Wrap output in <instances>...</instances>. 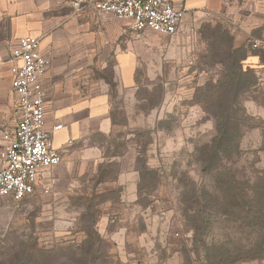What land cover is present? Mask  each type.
Instances as JSON below:
<instances>
[{"label": "rangeland", "instance_id": "obj_1", "mask_svg": "<svg viewBox=\"0 0 264 264\" xmlns=\"http://www.w3.org/2000/svg\"><path fill=\"white\" fill-rule=\"evenodd\" d=\"M247 9L227 0L188 19L183 34L137 33L152 51L137 63L134 98L111 86V132L92 139L98 163L59 169L47 192L0 199V263L27 253L18 264H264L246 252L254 228L216 206L217 175L201 168L230 107L237 143L217 149L221 170L242 185L264 178V53L247 48L264 27ZM242 46L248 75L222 96L229 56Z\"/></svg>", "mask_w": 264, "mask_h": 264}, {"label": "crops", "instance_id": "obj_2", "mask_svg": "<svg viewBox=\"0 0 264 264\" xmlns=\"http://www.w3.org/2000/svg\"><path fill=\"white\" fill-rule=\"evenodd\" d=\"M226 1L171 0L175 9H185L194 21L220 11ZM246 3L252 26L264 27V0ZM142 34L129 20L89 8L74 11L62 0H0V150L6 143L4 135H12L15 127L11 64L6 61L20 38L37 39L50 60L42 78L43 107L52 146L61 154V162L45 173L50 187L59 169L98 163L101 148L92 139L111 132V86L131 91L134 98L137 63L152 51ZM55 125L61 129L54 130Z\"/></svg>", "mask_w": 264, "mask_h": 264}, {"label": "built area", "instance_id": "obj_3", "mask_svg": "<svg viewBox=\"0 0 264 264\" xmlns=\"http://www.w3.org/2000/svg\"><path fill=\"white\" fill-rule=\"evenodd\" d=\"M74 11L89 8L95 13H107L132 22L137 33L152 32L161 36H176L187 31L185 9H175L171 0H62ZM250 51L264 53V39L248 43ZM7 63L11 64V92L15 122L13 134H5L6 143L0 150V199L21 201L36 192H47V170L61 162V154L53 148L47 130L44 111L45 91L42 78L49 58L32 37L18 40ZM3 63L0 60V65ZM61 129L55 125L54 130Z\"/></svg>", "mask_w": 264, "mask_h": 264}, {"label": "trees", "instance_id": "obj_4", "mask_svg": "<svg viewBox=\"0 0 264 264\" xmlns=\"http://www.w3.org/2000/svg\"><path fill=\"white\" fill-rule=\"evenodd\" d=\"M248 57V51L245 47L235 49L229 56V65L227 72L222 76V82L219 84V93L222 96L236 95L239 89L236 85L241 84L247 77L248 71L243 70V64ZM231 83L230 87L225 84ZM220 97V96H219ZM229 106V105H228ZM225 110V118H221V123H216L217 137L214 138L209 146L207 156L201 159L202 171L207 174H216L215 185L211 187L212 199L215 200L216 206L225 203V214L239 217L243 222L248 224L249 228H254V237L248 241V247L246 252L251 258H259L264 256V189L258 190L259 185L262 183L261 176L255 178V180L249 179L244 185L239 182L238 175L232 172H222L220 167L221 151L220 145L234 144L237 140L233 134L238 129L237 120L233 121L229 116L234 110L227 107ZM232 110V111H231ZM264 175V174H263ZM222 177V178H221ZM224 177V178H223ZM220 196H223L220 197ZM202 197L197 196L198 204ZM82 246H78L77 249H81ZM90 251L92 246L90 245ZM27 253L23 255H16L8 262H2L0 264H18L21 257H25ZM20 257V258H19Z\"/></svg>", "mask_w": 264, "mask_h": 264}]
</instances>
